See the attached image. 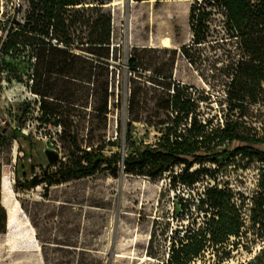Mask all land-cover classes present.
<instances>
[{
	"label": "trees",
	"instance_id": "trees-1",
	"mask_svg": "<svg viewBox=\"0 0 264 264\" xmlns=\"http://www.w3.org/2000/svg\"><path fill=\"white\" fill-rule=\"evenodd\" d=\"M22 1L8 19L0 18V30L6 33L1 57L34 58L31 90L41 97L43 118H57L53 106L80 102L76 93L86 89L105 91L107 104L117 77L110 64L117 50L112 14L106 9L111 0ZM192 1V43L181 54L191 65L204 53L224 63L222 109L211 113L210 98L177 83L165 64L154 65L152 53L176 55V49L134 47L129 75H120L128 91L129 152L107 156L103 148L83 149L77 136H67L63 129L61 139L68 137L72 148L69 163L48 164L42 175L24 181L18 177L16 185L25 190L45 185L49 191L102 170L117 175L122 162L127 175L166 182L147 246L149 257L162 264H227L264 240V129L260 133L250 125L264 117V0ZM143 121L157 130L155 143L135 140L134 124ZM15 135L4 131L0 143ZM239 159L247 162L239 165ZM256 159L262 165L261 180L249 204L228 182L221 188L220 175L232 167L245 169ZM6 221L0 204V233Z\"/></svg>",
	"mask_w": 264,
	"mask_h": 264
},
{
	"label": "rangeland",
	"instance_id": "rangeland-1",
	"mask_svg": "<svg viewBox=\"0 0 264 264\" xmlns=\"http://www.w3.org/2000/svg\"><path fill=\"white\" fill-rule=\"evenodd\" d=\"M19 3L24 2L1 0L0 18L8 19ZM192 4V0H111L106 9L112 14L117 50L110 64L117 68V77L111 82L108 102L103 98L105 91H78L80 102L53 106L57 118H43L41 97L31 90L34 58L1 57L6 33L0 30V134H16V139L0 143V204L7 215L6 230L0 233V264H162L147 255V246L153 221L159 216L164 180L127 175L122 162L117 175L102 170L49 191L45 185L25 190L16 185V178L32 179L42 175L48 164L69 163L72 148L68 137L61 139L63 129L67 136L75 134L83 149L103 148L107 156L129 152L128 91L120 75H129L134 47L176 49V55L152 53L154 65L165 64L177 83L210 98L208 104L214 109L210 112H219V102L226 97L224 63L204 53L191 65L181 54V48L192 43ZM148 74L153 76L152 71ZM263 120L259 117L250 125L262 133ZM60 124L63 128L56 126ZM133 136L138 143H155L159 134L143 121L134 124ZM48 152L59 156L54 164ZM243 163L238 160L239 165ZM261 168L257 159L245 169L232 167L220 175L221 188L228 182L252 204L250 200L259 192ZM250 234L255 238L254 231ZM227 264H264V240L251 244L248 251L241 250Z\"/></svg>",
	"mask_w": 264,
	"mask_h": 264
},
{
	"label": "water",
	"instance_id": "water-1",
	"mask_svg": "<svg viewBox=\"0 0 264 264\" xmlns=\"http://www.w3.org/2000/svg\"><path fill=\"white\" fill-rule=\"evenodd\" d=\"M48 157H49L50 163H55L59 159L58 155H55L51 152H48Z\"/></svg>",
	"mask_w": 264,
	"mask_h": 264
},
{
	"label": "bare ground",
	"instance_id": "bare-ground-1",
	"mask_svg": "<svg viewBox=\"0 0 264 264\" xmlns=\"http://www.w3.org/2000/svg\"><path fill=\"white\" fill-rule=\"evenodd\" d=\"M113 4V3H112Z\"/></svg>",
	"mask_w": 264,
	"mask_h": 264
}]
</instances>
